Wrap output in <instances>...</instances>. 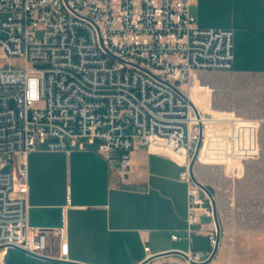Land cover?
Instances as JSON below:
<instances>
[{
  "label": "built area",
  "instance_id": "1",
  "mask_svg": "<svg viewBox=\"0 0 264 264\" xmlns=\"http://www.w3.org/2000/svg\"><path fill=\"white\" fill-rule=\"evenodd\" d=\"M196 1L0 0V61L20 62L0 69V252L48 251V232L28 221L29 157L39 145L66 152L97 141L101 154L120 153L124 174L137 141L180 157L189 232L200 213L214 220L190 174L197 148L201 164L251 158L238 145L253 137L256 148L259 125L249 121L253 132L239 133L240 118L209 121L184 89L195 74L230 72L235 61L234 32L201 28ZM68 234L64 215L58 236ZM216 240L215 229L213 249ZM185 254L190 264L206 261Z\"/></svg>",
  "mask_w": 264,
  "mask_h": 264
},
{
  "label": "crops",
  "instance_id": "2",
  "mask_svg": "<svg viewBox=\"0 0 264 264\" xmlns=\"http://www.w3.org/2000/svg\"><path fill=\"white\" fill-rule=\"evenodd\" d=\"M191 14L201 28L234 32L233 73L264 75V0H197ZM178 160L137 141L124 174L120 153L101 154L97 141L66 152L39 145L29 157L28 221L48 232V251L37 257L9 248L0 264H190L178 254L190 251L207 260L215 222L200 213L189 232ZM64 215L69 234L60 240Z\"/></svg>",
  "mask_w": 264,
  "mask_h": 264
},
{
  "label": "rangeland",
  "instance_id": "3",
  "mask_svg": "<svg viewBox=\"0 0 264 264\" xmlns=\"http://www.w3.org/2000/svg\"><path fill=\"white\" fill-rule=\"evenodd\" d=\"M11 64L20 62L0 61V69ZM197 81L193 80L195 98L209 121L240 118L239 133L253 132L249 121L259 125L256 148L253 137H243L238 145L240 151L255 152L253 157L194 166L196 179L216 201L222 229L220 249L211 264H264V75L201 72Z\"/></svg>",
  "mask_w": 264,
  "mask_h": 264
},
{
  "label": "water",
  "instance_id": "4",
  "mask_svg": "<svg viewBox=\"0 0 264 264\" xmlns=\"http://www.w3.org/2000/svg\"><path fill=\"white\" fill-rule=\"evenodd\" d=\"M199 150H200V144H199V146L197 148V152H196V154H195V156L193 158V161L191 163V166H190V174H191L193 180L204 191V193L207 195V197L211 201V206H212L213 213H214V222H215V226H216L217 240H216V244L214 246V249H213V252H212L211 256L205 262H202V263H194V264H211L214 261V259L216 258L217 254L219 252V249H220L221 237H222V229H221V225H220V221H219V217H218L217 204H216V201H215L212 193L203 184H201L196 179L195 174H194V166L197 163V158H198ZM12 248H16V249L22 250L23 252H26L28 254H31V255H34V256H37V257H43V256H38V255H35V254H32V253H29V252H27V251H25V250H23L21 248H18V247H12ZM178 254L180 256L184 257L187 260L189 259L188 256L185 253L179 252ZM149 261L150 260H148V262ZM148 262H145V264H147Z\"/></svg>",
  "mask_w": 264,
  "mask_h": 264
},
{
  "label": "bare ground",
  "instance_id": "5",
  "mask_svg": "<svg viewBox=\"0 0 264 264\" xmlns=\"http://www.w3.org/2000/svg\"><path fill=\"white\" fill-rule=\"evenodd\" d=\"M193 80H194V78H193ZM194 82H195V80H194ZM187 89L190 92V99L192 100V102L199 108V110H201V112L207 114L205 112V110L198 104L197 99L195 98L196 91H195V85H194L193 81H192L191 85L189 87H187ZM207 115L210 117L209 114H207ZM217 120H222V119H217Z\"/></svg>",
  "mask_w": 264,
  "mask_h": 264
}]
</instances>
